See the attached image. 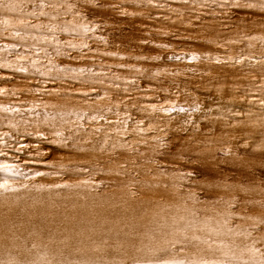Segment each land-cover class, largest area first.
I'll use <instances>...</instances> for the list:
<instances>
[{
  "label": "snow or ice",
  "instance_id": "obj_1",
  "mask_svg": "<svg viewBox=\"0 0 264 264\" xmlns=\"http://www.w3.org/2000/svg\"><path fill=\"white\" fill-rule=\"evenodd\" d=\"M152 0H148L151 3ZM220 7H228L229 9H250L257 10L260 13H264V0H216ZM93 5L95 8L101 7L96 0H84V6ZM45 7H52L54 9L64 8L68 12H72L74 19L71 21H64L63 26L52 24L47 26L49 31L52 33L51 38L48 36L33 37V39L38 41H43L45 44L54 46V51L56 55H67L63 48H70L74 50H79V59H93L94 57H89L84 49H88L92 52L93 49L88 43L89 33H94L96 28L99 27L97 24H90L87 21V17L83 15L80 11L75 10L77 8L76 4L68 3L64 0L63 3H50L45 4L44 0H40L39 9L37 12L33 10L28 13L30 16H45L48 13L44 12ZM114 7V6H113ZM0 12L6 13H19L20 18H18L15 23L11 18L0 19V25L4 26L7 30L9 27L15 28L13 32L14 36L22 37L21 31L17 27L23 26L28 28L29 26L33 28L45 27L43 25H29L28 22L23 19V5L21 0H0ZM121 15H129L127 12H121ZM79 18L77 20L76 18ZM56 19V17H52ZM63 31L74 37V40H78L76 43L73 40H68L61 45L60 41L56 36L57 31ZM95 39L103 41L107 44V40L104 37H96ZM251 40L259 39L264 42V36L260 37H249ZM147 43V41H144ZM229 43H236V41H229ZM251 46V45H250ZM10 48H15V45L8 46ZM159 48H167L169 45L160 44L157 45ZM43 51L45 58L48 60L50 65L48 71L51 72L55 70L58 75L57 79H60L61 73L65 74L64 78H67V74L71 73L72 79L79 81L82 85H92L91 91L95 92L94 87L97 84L103 85L105 83L104 79L100 77L107 78V73L105 72H95L92 68L86 67H58L53 63L51 54L48 52L47 47L37 48V54ZM101 56H116L115 52H102L99 53ZM71 58V57H69ZM29 58L18 54V61H25ZM123 59V57H121ZM138 60H147L149 57L138 56ZM152 60H159V56L151 57ZM169 59L179 60L181 57H169ZM192 60H197L199 57L193 53L191 56ZM231 59V57L229 58ZM242 59H250V57H244ZM216 63H222L226 61H221L217 57ZM242 62V60L237 61ZM259 62V61H258ZM39 62L37 60H31V64L37 71L40 69L37 67ZM14 68L15 71L26 73L28 69L23 66L22 63L14 64L9 61L5 64H0V68ZM100 67L112 68V65H104L101 63ZM118 68H134L132 65H116ZM135 71L143 73L142 69H135ZM87 74L88 78L81 79ZM161 73L157 71L154 75H160ZM41 75H47V73L41 72ZM112 79L119 80V76H114ZM132 83H135L134 81ZM119 87V85H116ZM264 87V86H262ZM14 92L16 90H13ZM125 92L128 91L127 88L124 89ZM7 89L0 88V95L6 94ZM80 94L87 99H90L88 91H80ZM109 98V93L105 90L104 95H97L96 99L104 100ZM169 107L157 106L155 104L149 105L151 111L154 112H165L172 113L174 111L178 112H188L189 109L184 107H178L172 101L167 102ZM262 107H264V99L260 101ZM39 105L34 104L33 108H29L26 111L32 112ZM48 105H45L47 108ZM54 107V105H53ZM117 111L115 115L118 117L117 120L111 121L106 119L105 113H111L112 108L95 110V114L89 115L87 112L81 113H69L68 115H75L76 119L65 120V123L72 124L75 126V134L65 136L64 132L59 129H54L53 136L57 139L51 141L52 144L60 145L65 148L69 146L71 142L72 147H77L79 140L77 139L79 131L84 129L82 121L85 117L88 118L90 122L98 123L104 120L108 125H114L115 127L105 128L103 126H98L93 129L94 133H103V138L100 142L99 148L95 145L91 149H86L83 147H78L79 152H97L109 155V165H115L114 168L109 167V174H114L116 176L127 177L126 186L131 190L137 185L142 190H148L154 194L159 193L160 199L155 201V206L158 209L153 213L150 220V226L142 234L141 238V248L138 249L140 252H144L145 258L136 259L135 264H264V247H257V244L264 245V235L259 238H253V233L264 228V214L260 216H250L237 212V207H242L245 211L249 205L256 204L259 205L261 209H264V198L254 201L247 199L248 193L253 191L243 184L231 185L227 183L212 182L208 180L201 181L199 176L202 173L198 169H192L189 171H184L178 169L177 165L179 162L185 160L184 151L180 150L178 152H173L176 147L175 143L171 138H167V132L170 129L160 128L158 131L164 133V135H152L150 138L146 136L147 133L155 131L153 126L149 124L147 128L143 127V120H137L135 122V127L131 129L135 136L139 139L134 142H128L122 140L121 136H126L129 132V121L132 117L127 112L125 113L124 119H119L120 117V104L115 105ZM200 105L197 104L192 111H199ZM143 111V109H142ZM0 112H16L20 113V108H13L11 105L0 104ZM61 119L64 118V113H61ZM49 120H55L54 116H49L45 113L44 123H48ZM27 124L28 121H25ZM185 123H192L191 120L185 121ZM9 127L15 128L16 124L9 121ZM69 131H73L69 129ZM115 132L116 138L112 136V132ZM179 131V130H177ZM8 133L0 134V143H5L2 139L3 136H7ZM31 135V133H28ZM37 135L44 137L42 132H37ZM91 135V134H90ZM151 141V143H150ZM83 143H92L91 139L84 140ZM143 144L148 147L152 155H147L145 152L140 151L139 145ZM7 146V145H6ZM25 145H21L16 151H21ZM123 150L128 153L127 156L121 153V158L113 159L118 151ZM0 155H6V152L0 150ZM163 161V162H162ZM84 163V162H77ZM191 158L185 162V167L188 164H194ZM129 165L131 166V171H129ZM60 167L63 169L65 165L61 164ZM264 167V165H262ZM171 169V171H170ZM77 172H87L89 174L88 179L79 181L78 183H62L54 185H38V188L43 189L48 187L49 189L56 188H79L81 186L92 185L98 187L99 185L92 179L93 176L103 173L105 169L97 163L94 168H76ZM0 172L4 173V177L0 179V198L7 199L8 193H15L20 190L15 184L14 177L23 175L18 171V166L8 163H0ZM36 176L44 175L41 172H36ZM143 177V179L141 178ZM25 179L29 177L25 176ZM100 184L103 181L99 182ZM264 184V181L260 182ZM22 187L27 188L28 185L25 183ZM199 187L201 193L204 195V199L201 195L195 191V188ZM219 190V191H218ZM223 191L225 194L221 195L220 192ZM262 196H264V187L260 189ZM132 196H136V192H131ZM227 196V198H225ZM165 197H170V199H165ZM213 197H215L213 199ZM197 205H204V207L198 208ZM203 212V215L201 213ZM235 221H251L247 227H244L240 223H235ZM237 237H244L245 239H251L250 244H245L243 247L236 243ZM146 241V242H145ZM107 243V241H105ZM36 247V245H33ZM190 248H195L196 252H190ZM98 250V249H97ZM239 253V254H238ZM245 253H247L248 258H244ZM0 264H18L14 259H9L8 261H0ZM41 264H52V261L42 258ZM58 264H100L98 261H93L90 259L82 260H60ZM103 264H109V262L104 261Z\"/></svg>",
  "mask_w": 264,
  "mask_h": 264
}]
</instances>
